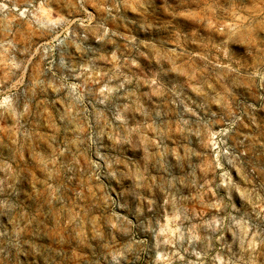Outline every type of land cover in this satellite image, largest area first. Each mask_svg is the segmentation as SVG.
Instances as JSON below:
<instances>
[{"label": "rangeland", "instance_id": "obj_1", "mask_svg": "<svg viewBox=\"0 0 264 264\" xmlns=\"http://www.w3.org/2000/svg\"><path fill=\"white\" fill-rule=\"evenodd\" d=\"M0 264H264V0H0Z\"/></svg>", "mask_w": 264, "mask_h": 264}]
</instances>
